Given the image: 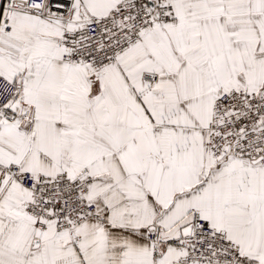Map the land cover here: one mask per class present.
<instances>
[{"label":"snow or ice","instance_id":"6c2138e0","mask_svg":"<svg viewBox=\"0 0 264 264\" xmlns=\"http://www.w3.org/2000/svg\"><path fill=\"white\" fill-rule=\"evenodd\" d=\"M0 264H264V0H0Z\"/></svg>","mask_w":264,"mask_h":264}]
</instances>
